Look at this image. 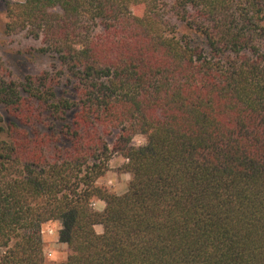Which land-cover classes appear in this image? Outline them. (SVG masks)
Masks as SVG:
<instances>
[{
  "label": "trees",
  "instance_id": "16d2710c",
  "mask_svg": "<svg viewBox=\"0 0 264 264\" xmlns=\"http://www.w3.org/2000/svg\"><path fill=\"white\" fill-rule=\"evenodd\" d=\"M7 13L53 66L0 79V264H46L49 219L67 264H264V0H24ZM116 155L122 195L95 183Z\"/></svg>",
  "mask_w": 264,
  "mask_h": 264
},
{
  "label": "rangeland",
  "instance_id": "374dc122",
  "mask_svg": "<svg viewBox=\"0 0 264 264\" xmlns=\"http://www.w3.org/2000/svg\"><path fill=\"white\" fill-rule=\"evenodd\" d=\"M23 1L24 0H0V79L7 82H16L17 84H22L29 76L36 77L44 72H50L53 66V59L50 56L41 55L37 51L42 47L41 42L30 37L26 30L18 29L14 32H8L7 30V24L9 23L7 4L9 2L18 3ZM169 3L170 5L174 4L175 0H169ZM60 92H62V90H60ZM0 116L3 118L4 122H8L12 118L1 105ZM135 137L133 139L134 146L141 147L146 144L147 139L143 145H138ZM117 157L121 156L116 155L112 160ZM123 165L124 163H121L115 168H111L109 165V171L114 172L117 176L116 185H107L105 183L99 186H106L112 192L116 193L114 189H116L117 185H123V188L120 189V193L125 192L128 188L127 182L130 180V176L123 172ZM125 175L129 177L128 180L122 178ZM93 207L96 210L94 205ZM96 228L100 229V234H102L103 227L97 226ZM58 244L63 243H61L60 240L58 242H49V246H56L58 251H64L63 249H59ZM53 264H55V262H53Z\"/></svg>",
  "mask_w": 264,
  "mask_h": 264
},
{
  "label": "clouds",
  "instance_id": "9594fccd",
  "mask_svg": "<svg viewBox=\"0 0 264 264\" xmlns=\"http://www.w3.org/2000/svg\"><path fill=\"white\" fill-rule=\"evenodd\" d=\"M130 10L134 15H142L143 6L137 7L135 5H130ZM136 143L138 145H143L145 143L146 138L143 136L135 137ZM127 161L124 160L123 157H117L114 160L109 161V165L111 168L117 167L121 163H126ZM124 180H128V176L122 177ZM96 185L99 186L101 184L107 185H116L117 183V176L114 172L109 171L106 172L104 176L99 177L95 181ZM83 185H81V189H83ZM123 188V185H117L114 191L117 195L120 194V189ZM90 204L94 205L97 211H103L105 208L104 202L98 200L96 197L90 198ZM62 229V224L59 220H51L49 219L46 223L41 225V232H42V240L44 247L42 248V253L45 257L46 264H67L69 255H75L74 252L68 251L67 243L58 244L59 249H63L64 251H58L56 246H49V242H58L59 241V231ZM94 230L97 231V234H100V229L94 226ZM11 246V245H9Z\"/></svg>",
  "mask_w": 264,
  "mask_h": 264
},
{
  "label": "crops",
  "instance_id": "0c3cea01",
  "mask_svg": "<svg viewBox=\"0 0 264 264\" xmlns=\"http://www.w3.org/2000/svg\"><path fill=\"white\" fill-rule=\"evenodd\" d=\"M127 175H129V174H127ZM129 181H130V180H128V182H127L128 185H129ZM127 189H128V188H127ZM127 189L125 190V192L127 191ZM125 192L120 193V195L124 194ZM102 202H103V201H102ZM104 204H105V203H104ZM105 206H106V204H105ZM104 209H105V208H104ZM104 209H103V210H104Z\"/></svg>",
  "mask_w": 264,
  "mask_h": 264
}]
</instances>
